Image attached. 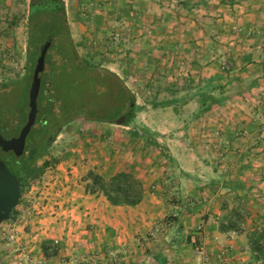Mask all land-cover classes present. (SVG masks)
<instances>
[{"label":"rangeland","instance_id":"obj_1","mask_svg":"<svg viewBox=\"0 0 264 264\" xmlns=\"http://www.w3.org/2000/svg\"><path fill=\"white\" fill-rule=\"evenodd\" d=\"M59 1L77 54L116 73L135 94L136 106L128 125L112 124L116 131L105 145L97 140L93 146L80 117L49 143L38 165L87 167L91 159L95 170L80 171L81 180L87 193L104 197L90 172L106 181L131 174L143 186L136 206L144 207V221L129 251L104 253L69 193L43 188L47 168L27 183L11 219L0 225V264H200L204 256L209 264H241L227 259L230 243H212L210 219L222 218L223 202L235 208L238 201V219L225 230L231 235L258 223L264 231V142L257 139L264 133V31L244 19L255 16L252 9L264 0ZM35 2L0 0V92L2 84H16L5 98L17 109L29 104L35 70L28 63ZM261 12L264 24V7ZM55 49L51 45L47 61ZM56 78L69 82L67 74ZM91 146L101 150L99 157L78 156H90Z\"/></svg>","mask_w":264,"mask_h":264},{"label":"trees","instance_id":"obj_2","mask_svg":"<svg viewBox=\"0 0 264 264\" xmlns=\"http://www.w3.org/2000/svg\"><path fill=\"white\" fill-rule=\"evenodd\" d=\"M47 42H51L57 49L51 59L46 60L48 77L45 82L42 81L40 95L44 93L43 98L40 99L39 96L38 99V114L41 117L37 118L27 139L22 157L17 158L14 153H5L0 149L1 159L20 181L21 195L27 183L42 176L49 167L48 162L39 166L38 161L44 156L49 143L60 135L64 127L80 117L87 122L106 124H117L125 117L123 125L126 126L133 118L136 106L135 94L116 73L93 66L77 54L70 38L65 8L59 0L44 1L41 6H32L28 63L33 69ZM59 74H67L70 84L67 80L57 79ZM15 85L2 84L4 93L0 92V132L7 139L18 136L28 118V104L17 109L5 98L6 91ZM64 89L67 91L64 92ZM89 178L93 187H99L114 206H136L142 201L143 186L131 174L121 172L106 181L90 172ZM261 238L252 240L253 252L258 254L254 255L255 262L252 264L262 260L264 255ZM48 245L50 244L44 245L45 254L49 253Z\"/></svg>","mask_w":264,"mask_h":264},{"label":"crops","instance_id":"obj_3","mask_svg":"<svg viewBox=\"0 0 264 264\" xmlns=\"http://www.w3.org/2000/svg\"><path fill=\"white\" fill-rule=\"evenodd\" d=\"M261 7L263 8L264 5L261 4L260 6L252 9L253 15L255 16H252V14L250 13L246 15L244 19L247 23L246 26L250 28H257L261 25V28L263 29L261 31L263 32L264 24H260L262 22L259 21V17L262 14ZM248 12H251V10H248ZM78 123L80 124V121ZM84 123L85 124L83 125V131H92L88 134V136L92 141L96 142L93 144V146H96V144L98 143L97 140H103V144L105 145L108 140L110 141L112 131H116L115 129H113L114 125L112 124L87 121H85ZM122 128L125 129L127 127ZM245 135L248 137V139H250L249 133L244 134V137H246ZM237 137H239L238 134ZM234 139L235 138L233 136L232 140ZM257 139L260 142H264V133L259 135V137L257 136ZM56 143H58V141H56L55 144ZM89 150L91 154L90 156L85 155V153L78 154V156L82 159L83 157H90L94 159L100 156V149L93 148L91 146L87 151ZM261 151L264 152V148H262ZM104 152H106V149L102 153ZM78 153L81 152L79 151ZM248 153L250 154V152ZM253 155L256 156V154ZM85 164H88L87 167L86 165L84 166L83 163H79L77 167H74L69 162L67 163V161H60L59 164L47 169L45 173V183L43 188L46 191L56 190L57 192L61 193H69L68 197L70 198L69 200L72 205H75V208L80 210V216H82L84 212V220H87V224L91 225L89 228L93 230L91 234H94L95 236V243L97 245L96 247H99V245H101L105 250L104 253H110V255H117L118 253L116 252L120 250L122 252L120 251L119 253H125L134 246L133 241L135 240V238L133 235L135 231L140 229V227L142 226V221H144L143 214L141 212L143 211L144 207H116L110 205L107 199L102 195H91L89 194V192L87 193L85 190L86 183L81 180L82 176L80 174V171L84 169H87V171L95 170V166L97 165V163H93V161L90 159L89 162ZM70 168H72L71 171H69ZM205 168L208 169V166ZM251 170L255 169L252 168ZM229 203L223 202L220 206L219 215H221L222 218H216L218 221L210 219V221L213 222V230L214 228L216 229V231H213L215 242L212 243L218 244L220 242L224 246H227L230 243L229 246L231 247V249L226 251L227 259H233L235 262L241 264H252L255 262V254L252 247V240L255 237L254 232L258 231L256 232V235L260 234V236L264 239V231L260 227L258 228V223H255L254 228L239 232V234H237L231 242L226 241V237L229 232L225 230L226 226H224L222 222L224 220H228L231 222V224H234V222L238 219L237 210L239 209L240 205L237 201V206L233 208V204L231 202ZM219 220L221 221L219 222ZM249 220L252 222V219ZM255 221H258V219L255 218ZM261 221L264 223V218L261 219ZM138 226L140 227L138 228ZM262 227H264V224L262 225ZM101 238L103 239L101 240ZM218 240L220 241L218 242ZM262 247L264 248V245ZM110 259L111 258L109 257L100 258V261L109 262ZM227 259L226 262H228ZM263 261L264 259L262 258V260L256 262L255 264H263ZM125 264L132 263L129 262Z\"/></svg>","mask_w":264,"mask_h":264},{"label":"water","instance_id":"obj_4","mask_svg":"<svg viewBox=\"0 0 264 264\" xmlns=\"http://www.w3.org/2000/svg\"><path fill=\"white\" fill-rule=\"evenodd\" d=\"M52 43L47 42L41 49V54L37 60L34 70L33 81L29 91V113L27 122L21 129L18 136L7 139L0 132V149L5 153H14L17 158L24 155L27 139L37 122L39 113L38 99L42 87L41 74L46 68L47 54ZM125 117L121 118L117 124L123 125ZM21 198V184L17 176H15L7 167L0 156V225L8 221L12 217V213L18 206Z\"/></svg>","mask_w":264,"mask_h":264},{"label":"built area","instance_id":"obj_5","mask_svg":"<svg viewBox=\"0 0 264 264\" xmlns=\"http://www.w3.org/2000/svg\"><path fill=\"white\" fill-rule=\"evenodd\" d=\"M222 224H223L224 226H228V225L231 224V222H230V221H227V222H223ZM242 230H243V228L238 229V231H233V232L231 233V235H230V238H231V239H234V237H235L237 234H239V232H242ZM59 244H60V242H59L58 240L55 241V242L52 244L51 249H52L53 251L58 250ZM261 246H262V244H261ZM196 251L199 252V253H201V251H203V250L197 248ZM254 254H255V256L258 255L257 253H254ZM200 264H209V257H208V256H204V262H202V263H200Z\"/></svg>","mask_w":264,"mask_h":264},{"label":"flooded vegetation","instance_id":"obj_6","mask_svg":"<svg viewBox=\"0 0 264 264\" xmlns=\"http://www.w3.org/2000/svg\"><path fill=\"white\" fill-rule=\"evenodd\" d=\"M35 3H36V4H34V5L41 6V5L44 3V1H43V0H36Z\"/></svg>","mask_w":264,"mask_h":264}]
</instances>
